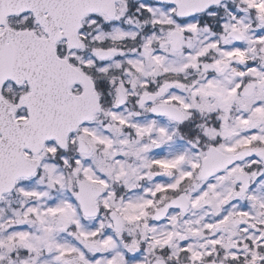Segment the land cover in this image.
<instances>
[{"label": "snow or ice", "instance_id": "obj_1", "mask_svg": "<svg viewBox=\"0 0 264 264\" xmlns=\"http://www.w3.org/2000/svg\"><path fill=\"white\" fill-rule=\"evenodd\" d=\"M0 264H264V0H0Z\"/></svg>", "mask_w": 264, "mask_h": 264}]
</instances>
